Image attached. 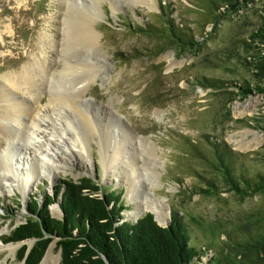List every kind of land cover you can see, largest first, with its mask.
<instances>
[{
  "label": "rangeland",
  "instance_id": "374dc122",
  "mask_svg": "<svg viewBox=\"0 0 264 264\" xmlns=\"http://www.w3.org/2000/svg\"><path fill=\"white\" fill-rule=\"evenodd\" d=\"M65 1L0 0V80L6 76L17 81L21 74L31 80L27 72L32 70L37 77L35 69L39 66L48 68L49 73L61 70L63 56L87 60L78 52H63ZM96 1L86 0L88 12ZM144 1L148 4L131 5L123 0H100L98 4L100 15L94 24L102 33V50L110 68L108 77L103 79L101 71L80 96L73 89L79 77L63 81L54 76L46 82L38 76L31 83L39 84V89L27 84L28 90L35 88V101L42 97L39 106H47L56 95L73 97L92 118L94 130L91 132L89 125L85 128V119L65 108L71 114L68 119L71 117L86 142L81 160H74L71 169H61L52 178L40 172V179H34L25 196L18 188H0V245H18L12 254L0 250V264H23L18 260L20 247L26 243L31 248L35 240L8 242L10 233L25 221L31 197L42 204L44 194L56 196L63 180L78 182L87 177L107 191L116 189L123 206L119 211L122 219L135 221L150 212L160 223L150 209H142L135 218L127 214L135 208L127 197L131 185L127 157L137 160L139 171L144 173L143 160L137 159L139 144L129 145L121 133L128 151L120 157L111 155L110 167L105 171L98 137L102 134L106 143L115 131H101L96 124H112L114 129L119 118L130 135L157 146L162 162L160 183L152 187L141 176L145 184L141 183L140 194L153 190L163 200L168 212L163 224H168L175 212L182 218L190 243L198 250L192 264H264V186L250 189L227 182L212 162L211 149V143L225 144L233 152L236 173L264 176V90H257L258 85L264 87V74L257 67L258 59H264V49L253 38L254 31L264 26V0L223 4L220 12L216 11V19L208 0ZM164 8L172 13L177 25L193 35L198 42L195 48L168 41ZM246 88L251 91L244 92ZM18 99L21 98L14 96L5 100L0 93V112L7 103L13 105ZM112 109L117 117L111 115ZM257 135L261 138L257 139ZM4 138L0 133V146ZM114 170L121 171L125 178L117 177ZM56 199L49 210L60 217L61 196ZM50 245L54 246L53 254L60 255V264L57 238L48 248Z\"/></svg>",
  "mask_w": 264,
  "mask_h": 264
},
{
  "label": "bare ground",
  "instance_id": "6f19581e",
  "mask_svg": "<svg viewBox=\"0 0 264 264\" xmlns=\"http://www.w3.org/2000/svg\"><path fill=\"white\" fill-rule=\"evenodd\" d=\"M69 1V4L67 0L65 1L67 10L63 16L66 35L63 52H78L80 56L86 55L87 60H72L70 57L63 56L60 60L62 63L60 65L62 67L61 70L49 73L50 70L42 66H39L35 70L39 73V75L37 74L38 76L45 78L46 82L50 81L54 76L57 77L56 79L62 78L63 81H66V78L69 79L70 76L79 77L80 80H77L78 83H75L73 87L74 90L79 92L77 94L79 95L85 93L89 88L91 80L100 76L101 71H103V79L108 77L110 68L107 63V56L102 50V33L94 24V21L100 15L97 12L100 0L95 2L93 10L90 12L86 10V8L90 7L86 3V0ZM123 1L125 3L131 2V5L146 2L144 0ZM92 13H97V15H93ZM27 73L31 75V80L27 79L29 77L24 74H21V77L17 81L6 76L4 77L5 79L2 78L4 81L0 80V89H2L0 93L5 100L14 96L21 98L13 102V105L7 103L3 112H0V133H3L5 136V145L2 142L0 146V188L6 191H15L18 188L23 192L24 196L31 189L30 187L34 185V179H40L41 174L52 178L61 169L63 171L71 169L70 167L74 160H81L82 150L86 151V147H84L86 142L83 141L82 136H79L81 134L79 128L74 126L73 122L71 123V117L68 119V116L71 115L70 111L77 113L78 117L81 116L86 120H83L85 128L89 125L90 131L93 132L94 130L92 118L89 119L86 116L88 112L85 113L86 110L81 107V103L75 101L73 97H68L66 94L56 95L47 106H39L38 103L42 97L35 101L32 98L34 96L32 88L36 87L39 89L40 85L35 82L31 83L38 76L34 77L32 74L35 73L32 70ZM27 84L33 87L28 90L30 86ZM89 104L92 103L89 101ZM65 108H68L70 111L68 109L67 111ZM113 109L111 110V115H114L115 109ZM63 111L65 112L64 114ZM157 113L159 114V112ZM106 116L108 118L109 114ZM114 116L117 117L116 114ZM63 118H66L65 122H63ZM117 120H119V124L114 129L111 126L112 124H96V128L101 131H115L114 136L109 137L106 143L103 142L102 134L97 131L100 136V138L98 137V143L100 144V149L102 148L101 150H103L102 156L105 171L108 172L107 169L110 167L111 155H113V158L114 155H119L120 157L123 152L128 151L127 147L129 146L125 144L124 139L131 146H134L135 143L139 144L137 159L140 157L143 160L144 173L139 171L140 167L136 165L137 160L128 156L127 173L129 172L131 185L127 189V197L135 208L127 211V214L135 218L140 214L142 209H150L155 213L160 223L163 224L168 217L163 200L156 197L153 190H144L140 194V187L142 184H145L142 182L141 176L149 180L152 187L160 183L161 172L159 167L162 165V162L157 156V146L153 145V143H146L142 137L130 135L124 123L120 121V118ZM121 133L124 139L121 138ZM260 136L257 135L256 138H261ZM132 139L134 142H131ZM19 143L23 145L19 146ZM61 151H64L65 155L61 154ZM144 153H147L148 156L146 157ZM90 158H86L88 162H92L93 157L92 160ZM86 164L89 165V163ZM36 166L37 168H34ZM40 172L42 173L40 174ZM113 172H115L117 177L125 178L121 174V171L114 170ZM17 247V244L2 243L0 250H8L9 254H12L17 251ZM53 247L50 245L40 264H59L60 255L53 254Z\"/></svg>",
  "mask_w": 264,
  "mask_h": 264
},
{
  "label": "trees",
  "instance_id": "16d2710c",
  "mask_svg": "<svg viewBox=\"0 0 264 264\" xmlns=\"http://www.w3.org/2000/svg\"><path fill=\"white\" fill-rule=\"evenodd\" d=\"M235 1L238 0H208L210 9H214H211L212 17L217 18L216 11L220 12L223 4ZM165 9L168 41L195 48L198 42L193 35L177 25L172 13ZM253 38L264 49V26L254 31ZM263 60L258 59L257 63L262 74ZM257 90L264 87L258 85ZM211 147L212 162L227 182L250 189L264 186L263 175L251 177L236 173L233 152L228 146L211 143ZM80 180L60 181L56 196L44 194L42 204L31 197L25 221L12 229L8 239V242L35 240L31 248L26 243L20 247L18 260L23 264H40L54 238H57V248L61 249L60 264H192L198 256V250L190 243L189 230L176 212L171 214L168 224L157 222L150 212L135 221L122 219L119 211L123 206L116 189L107 191L91 178ZM58 195L63 214L60 217L49 210Z\"/></svg>",
  "mask_w": 264,
  "mask_h": 264
},
{
  "label": "water",
  "instance_id": "95a60500",
  "mask_svg": "<svg viewBox=\"0 0 264 264\" xmlns=\"http://www.w3.org/2000/svg\"><path fill=\"white\" fill-rule=\"evenodd\" d=\"M51 243V242H50Z\"/></svg>",
  "mask_w": 264,
  "mask_h": 264
}]
</instances>
